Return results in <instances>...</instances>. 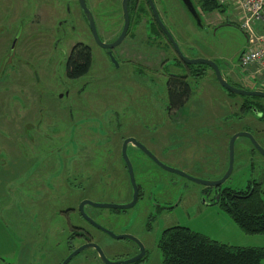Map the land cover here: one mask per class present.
I'll return each instance as SVG.
<instances>
[{
    "label": "flooded vegetation",
    "instance_id": "1",
    "mask_svg": "<svg viewBox=\"0 0 264 264\" xmlns=\"http://www.w3.org/2000/svg\"><path fill=\"white\" fill-rule=\"evenodd\" d=\"M190 2L195 14L177 0L200 30L232 24L230 11H207L202 0ZM170 4L0 0V95L9 92L11 80L23 81L25 66L59 61L61 41L66 45L61 67L67 89L57 99H66L59 103L68 111L66 138L58 136L51 144L20 140L24 169L4 190L9 244L0 253V264H144L149 257L144 238L152 224L162 223L178 207L170 190L177 179L199 186L207 206H219L223 193L244 197L256 186L263 189L262 177L254 179V174L264 171V155L257 148L264 150V83L239 66L243 51L237 56L238 74L227 57H186V43L168 26ZM211 17L217 22L207 20ZM198 59L212 62L228 87L263 95L226 89L211 65L187 62ZM107 64L138 92L150 83L152 95L146 96L152 103L123 120L115 112L99 129L84 126L95 123L73 124L69 100L75 102L86 86L101 79L97 67ZM80 82L84 85L73 92ZM3 157L12 158L9 139ZM234 173L247 175L243 189L225 185ZM174 227L181 226L162 230L157 248L162 234Z\"/></svg>",
    "mask_w": 264,
    "mask_h": 264
},
{
    "label": "rangeland",
    "instance_id": "2",
    "mask_svg": "<svg viewBox=\"0 0 264 264\" xmlns=\"http://www.w3.org/2000/svg\"><path fill=\"white\" fill-rule=\"evenodd\" d=\"M170 3L169 10L165 11L169 21L168 26L178 41L186 43L182 48L183 54L188 58L227 57L232 62L233 71L238 74L240 69L236 66L238 64L237 56L246 49L247 42L243 30L236 23L233 11L220 6L222 10L232 11L229 17L232 24L225 23L215 27L211 25L200 30L192 24L188 15L178 5L177 0H170ZM207 20H210L211 23L217 22L213 17L211 19L207 18ZM62 37L63 35L60 34V39ZM63 49H66V45L59 41V61L53 65H46L41 62L36 66H25L22 71L24 74L23 81H19V78L11 80L9 92L0 95V253L9 244L5 232L3 213L4 190L6 184L24 169V164L21 163V155L23 154L20 150V140L34 139L42 144H51L50 140L57 139L58 136L66 138L65 129L68 123V111L63 109L59 103L66 101V99L59 102L57 99L63 88L67 89L64 71L61 67ZM96 52L97 50L94 51V53ZM168 54L170 57L173 56L171 49L168 50ZM98 65L99 61H97ZM107 65L106 68L97 67V74L99 78L102 76L101 79L95 80L89 86H86L83 95L75 96V102L69 100L70 103H74L72 107L76 120L74 119L73 124L95 123L94 125L84 126L87 128L94 126L99 129L102 122L114 117L112 115L115 112H118L123 120L125 117L134 115L140 106H150L152 103V99H148L146 96L147 94L152 95L153 88L150 83L141 88L142 92H138L139 90L134 89L129 83L117 77L118 73L109 64ZM83 85V82L76 84L73 92ZM213 89L219 93L222 100L225 99V96L219 92L217 87L214 86ZM0 91L2 92L1 86ZM86 110H90L92 115L78 116L82 111L85 113ZM122 113L128 115L124 116ZM139 120L137 118V121ZM72 123L69 124V128L74 127ZM60 128L62 131L59 134L60 130L56 132V129ZM97 133L99 134V130H97ZM95 137L98 138L99 135H95ZM8 139L12 158L3 157V145L5 140ZM12 140H14V143H11ZM255 157L257 160L256 155ZM260 159L264 165V158ZM257 175L258 173L254 174V179L262 177L264 189V171L261 175ZM246 176L234 173L225 185L236 190L243 189L247 181ZM171 179L176 180L177 178ZM177 182L176 186L170 187V190L173 191V200L179 202L178 207L165 219L163 218L162 223L152 224L149 235L144 238L149 249V257L144 264H162L157 242L162 230L171 226L189 228L226 245L264 247V234H245L219 206H207L205 204L204 195L199 186L178 179ZM134 234L137 233L134 232Z\"/></svg>",
    "mask_w": 264,
    "mask_h": 264
},
{
    "label": "trees",
    "instance_id": "3",
    "mask_svg": "<svg viewBox=\"0 0 264 264\" xmlns=\"http://www.w3.org/2000/svg\"><path fill=\"white\" fill-rule=\"evenodd\" d=\"M202 2L207 11L220 7L215 0ZM243 195L223 193L219 207L245 234H264V189L256 186L252 193ZM158 248L162 264H264V247L226 245L186 227L164 232Z\"/></svg>",
    "mask_w": 264,
    "mask_h": 264
},
{
    "label": "built area",
    "instance_id": "4",
    "mask_svg": "<svg viewBox=\"0 0 264 264\" xmlns=\"http://www.w3.org/2000/svg\"><path fill=\"white\" fill-rule=\"evenodd\" d=\"M215 1L233 11L238 27L247 37V47L239 57V66L246 74L264 83V0Z\"/></svg>",
    "mask_w": 264,
    "mask_h": 264
},
{
    "label": "water",
    "instance_id": "5",
    "mask_svg": "<svg viewBox=\"0 0 264 264\" xmlns=\"http://www.w3.org/2000/svg\"><path fill=\"white\" fill-rule=\"evenodd\" d=\"M182 2H183V4H184L185 6H187V8L190 10V12H191L192 14H195V13H194V10L192 9V5H191L190 0H182ZM164 31L167 33L166 30H164ZM167 35L169 36V38H170V40H171V42H172V44H173V46H174L176 52H177L179 55H181L180 52H179V50H178V48H177V46L175 45L173 39L171 38V36H170L168 33H167ZM245 37H246V35H245ZM246 42H247V37H246ZM244 50H245V49H244ZM244 50H243V51H244ZM181 56H182V55H181ZM187 62H188V63H192V64H195V63H203V64L211 65V66L215 69V73H216L217 79H218V81L221 83V85H223L226 89H228V90H230V91H232V92H234V93H236V94L238 93V94H240V95H248V96H260V95H263V94H261V93H259V92H244V91H238V90H235V89H232V88L228 87L226 84H224V81H223V79H222V77H221L219 71L217 70L216 66H215L212 62H210V61H208V60H206V59H198V60L187 61ZM236 137H237V136H234V137L232 138V140H231V143H230L231 148H232L233 142H234V140L236 139ZM257 148H258V150H260L261 154L264 155V150L260 149L259 147H257ZM225 179H226V176H225L224 178H222V180H220L219 183H222ZM137 259H138V258H135L134 260H129V261H126V262H124V263H132V262H134V261L137 260Z\"/></svg>",
    "mask_w": 264,
    "mask_h": 264
}]
</instances>
